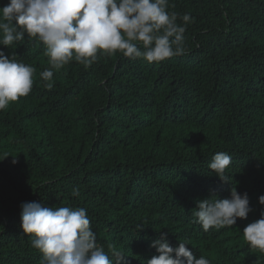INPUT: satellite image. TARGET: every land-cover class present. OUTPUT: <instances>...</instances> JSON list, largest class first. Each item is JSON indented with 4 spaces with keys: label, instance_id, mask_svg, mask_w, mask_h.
Segmentation results:
<instances>
[{
    "label": "trees",
    "instance_id": "16d2710c",
    "mask_svg": "<svg viewBox=\"0 0 264 264\" xmlns=\"http://www.w3.org/2000/svg\"><path fill=\"white\" fill-rule=\"evenodd\" d=\"M170 4L194 22L185 53L160 63L120 53L88 68L73 61L47 88L42 42L0 45L35 68L29 95L0 110V264H41L21 228L29 201L85 208L97 243L129 264L158 255L150 244L160 232L211 264H264L242 231L264 211V0ZM217 152L232 157L230 182L208 167ZM232 187L247 192L252 211L205 232L196 201L230 197Z\"/></svg>",
    "mask_w": 264,
    "mask_h": 264
},
{
    "label": "clouds",
    "instance_id": "9594fccd",
    "mask_svg": "<svg viewBox=\"0 0 264 264\" xmlns=\"http://www.w3.org/2000/svg\"><path fill=\"white\" fill-rule=\"evenodd\" d=\"M170 7V0H8L0 7V45L11 48L26 35L42 42L50 67L40 76L45 87L52 88L53 70L73 61L88 68L99 57L116 53L148 63L183 55L184 34L194 18L169 11ZM34 73L33 66L0 48V110L29 95ZM231 161L226 152H217L208 167L227 183ZM12 163L17 160L13 158ZM72 195L79 196V190L74 188ZM211 197L197 200L193 213L194 222L205 232L231 227L252 211L247 192L240 194L236 188L232 187L230 197ZM258 201L264 205V194ZM20 207L21 228L42 253L41 264H129L123 251L111 245L105 251L97 243L85 208L48 207L38 201L22 202ZM242 231L248 245L264 253V211ZM167 236L160 232L151 241L158 255L147 259V264H211L205 256L197 257L186 243L173 247Z\"/></svg>",
    "mask_w": 264,
    "mask_h": 264
}]
</instances>
